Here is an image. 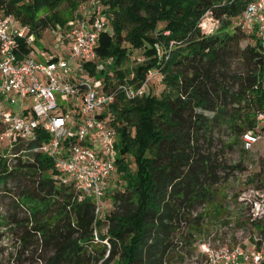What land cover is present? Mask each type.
<instances>
[{"label":"trees","instance_id":"obj_1","mask_svg":"<svg viewBox=\"0 0 264 264\" xmlns=\"http://www.w3.org/2000/svg\"><path fill=\"white\" fill-rule=\"evenodd\" d=\"M86 1L91 0H0V13L38 35L64 27L65 13ZM95 1L112 31L100 36L97 54L112 58L118 83L127 78L139 87L151 72L163 76L159 97H119L110 107L124 190L107 192L112 209L105 216L106 232H98L93 200L74 183L59 181L48 156L31 152L48 139L39 133L36 142L18 144L12 157L0 155V229L14 236V257L21 263L169 264L177 253L175 235L191 246L205 221H217L227 198L206 184L217 154L203 150L200 139L222 126L230 139L227 147L248 152L242 135L257 126L264 131V39L236 25L244 0ZM207 13L217 24L211 33L200 26ZM155 45L162 47L161 56ZM133 50L147 59L132 70L121 69ZM100 75L111 85L108 73ZM254 176L264 194V160ZM252 225L259 235L254 247L260 250L264 219Z\"/></svg>","mask_w":264,"mask_h":264},{"label":"built area","instance_id":"obj_2","mask_svg":"<svg viewBox=\"0 0 264 264\" xmlns=\"http://www.w3.org/2000/svg\"><path fill=\"white\" fill-rule=\"evenodd\" d=\"M244 3L236 25L264 39V0ZM95 4L92 12H84L64 27L48 29L51 45L36 53L35 43L46 35L31 33L0 13V143L13 150L18 144L36 142L39 133L46 134L47 141L31 152L48 156L56 178L63 184L74 183L82 196L91 198L98 216L101 200L110 184L117 182V123L110 107L119 97L143 96V85L152 73L138 89L124 82L107 86L100 72L109 73L113 61L109 58L102 64L97 49L100 36L110 29L109 17ZM257 121L262 122L263 116H257ZM259 144L264 145L259 126L242 135L245 151ZM256 201L251 220L261 221L263 196ZM6 229H0V237ZM202 254L204 264H264V249L203 247Z\"/></svg>","mask_w":264,"mask_h":264},{"label":"rangeland","instance_id":"obj_3","mask_svg":"<svg viewBox=\"0 0 264 264\" xmlns=\"http://www.w3.org/2000/svg\"><path fill=\"white\" fill-rule=\"evenodd\" d=\"M95 5V1H86L77 4V8L73 13H65V17L68 16V20L65 22L64 26L71 21L73 22L77 16L81 17L84 12H92L91 8ZM97 6L100 7L99 4H97ZM101 9L100 7L99 11H101ZM200 26L204 31L210 33L217 28L215 20L212 19L208 13L201 19ZM106 33L108 36H112V31L110 29H108ZM40 34L46 36L45 38H40L35 43L37 47L35 53L51 45L49 42L50 32L48 33V29L41 31ZM165 34H167V32ZM246 45L247 40L242 41L241 47L243 48ZM155 49L157 55L161 56L163 53L162 47L155 45ZM98 58L102 61V64L107 60L101 57ZM146 59L147 58L141 51L133 50L129 58L121 65V69L132 70ZM151 73V78L143 85V95L146 96V94H150L159 97L164 91L162 82L163 76L158 73ZM132 78L133 74L129 76V79ZM108 80L111 84L118 83L115 73L111 69L108 73ZM124 83L135 89L142 86L140 85L137 87L136 85L129 84L127 78L124 79ZM227 142H230L228 132H226L225 128L222 126H215L210 136L205 139H200L199 141L203 150H209L217 154L211 179H207L206 184L211 185L210 187L215 189V194H217V196H227V198L225 202H222L219 206L217 221H205L203 224V233L196 238V241H194L191 246L182 244L179 235H175L173 242L176 250L175 252L177 253L169 264H204V257L202 254L203 247L216 249L222 246H239L242 249L256 250V247L253 248V246L259 235L252 225L251 209L254 202H257L256 200H261V196H264L263 192L258 189L259 182H257L254 176L259 172L262 161L264 160V145L259 144L251 151L242 152L239 145H232V147L229 148L226 145ZM7 146V143H0V155L5 154L7 157H12V150ZM127 159L130 169L135 170V164L133 161L131 162V157ZM115 180H117L118 184H110L109 190L111 191L113 187H117L123 191L124 181L118 173L116 174ZM110 197V195H107L101 200L103 205L97 216V221L101 222L100 226L98 225L97 231L101 233L106 232L105 216L112 209ZM206 209L207 208H203L205 211ZM180 231L185 234V227L182 226ZM4 232L6 233L4 237H0V264H28L24 261L21 263L15 260L14 255L16 254L17 248H15L14 243L16 240L9 229L7 232ZM262 249L264 248L261 247L260 250ZM106 257L107 254L103 259ZM23 259L24 256L21 258V261Z\"/></svg>","mask_w":264,"mask_h":264}]
</instances>
